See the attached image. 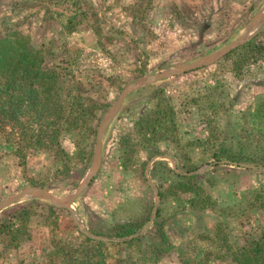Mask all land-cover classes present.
<instances>
[{
  "label": "rangeland",
  "instance_id": "rangeland-1",
  "mask_svg": "<svg viewBox=\"0 0 264 264\" xmlns=\"http://www.w3.org/2000/svg\"><path fill=\"white\" fill-rule=\"evenodd\" d=\"M51 1L0 0V33L17 25L22 32L31 34L36 46H46L51 63L66 67L92 88L99 103L109 105L101 114L100 121L130 82L144 75L184 66L225 46L243 32L264 6V0H166L165 9L161 0H63L55 4ZM43 6H48L49 10L44 11ZM69 17L77 28L65 35L60 24ZM263 29L264 23L252 31L251 36H256ZM259 38L264 41V33ZM221 59L158 80L125 97L102 134L98 171L72 205L82 228L87 230L77 208L85 217L90 214L92 222L101 212L108 215V221H126L147 214L150 219L156 198L150 182L157 187L155 180L158 178L160 182L162 179L168 181L170 173L166 165L158 162L174 169L172 163L163 157L169 156L175 161L170 152L174 150L179 161V166L175 161L177 172L188 166L197 167L193 173L198 175L201 184L208 187H212V180H216L220 187L235 185L237 190L244 187L236 208H225L229 213H237V217L227 218L225 223L234 242L246 235L260 238L264 229V166L234 169L243 174L242 186L240 180L232 178V175L226 176L223 170L226 166L213 163L215 161L210 153L220 142L236 147L248 137L253 138L251 146L260 147L262 144L264 135L254 117L253 102L255 97L264 94V61L256 60L252 66L244 64L237 76L230 60ZM152 85H160L165 94L170 95L180 116L177 118H183L178 121L179 144L158 142L153 148L157 147L162 153L156 155L152 154V150H138L132 163L123 168L119 159L118 138L132 131V122L144 112L143 102ZM195 94L199 96L195 101L197 105L191 99ZM208 127L213 133L206 129ZM75 136L73 132L61 138L62 146L70 154L75 151ZM190 140L193 142L190 143ZM83 142L94 152L95 139ZM14 149V142H8L5 135L0 134V200L28 186H36L27 183L26 179L34 174L26 171L23 165L17 162V168L13 169L14 161L8 154ZM44 156L42 153H29L27 163L34 162L38 166L36 162L44 161ZM91 163L92 158L44 189L58 199L68 196L88 173ZM154 164L156 172L151 170ZM7 173L15 174L13 177L16 179L19 176L18 181H5L3 174ZM224 177L227 180H221ZM32 198L37 200L41 210L46 209L48 201L32 196L21 198L5 208L13 211L28 206ZM186 198L158 199L156 213L159 208V217L167 223L166 228L173 242L180 246L189 244L190 254H193V248L199 246L211 250V257L223 254L216 242L198 237V232H206L203 231L202 221L211 224V220H218L219 215L195 219L190 211L184 213L189 210ZM69 214H65L62 222L52 231L42 224L43 215L33 216L29 223L32 239L17 251L0 252V264H17L20 257L28 264H46L43 254L51 248L53 235L67 243L77 242L79 236L73 228L76 223ZM4 236L0 233V245ZM107 254V264H115L116 258L128 254L129 258L138 260L133 247L108 245ZM203 255L199 253V256ZM51 260L61 264L59 259ZM175 260V257L165 256L160 264H175ZM130 262L138 264L137 261ZM122 264H129V260ZM210 264L234 263L222 256L211 260Z\"/></svg>",
  "mask_w": 264,
  "mask_h": 264
},
{
  "label": "trees",
  "instance_id": "trees-1",
  "mask_svg": "<svg viewBox=\"0 0 264 264\" xmlns=\"http://www.w3.org/2000/svg\"><path fill=\"white\" fill-rule=\"evenodd\" d=\"M57 1L63 0H52L51 4ZM43 7L44 11L49 10L48 6ZM60 25L65 35L73 33L77 28L70 17ZM262 33L264 29L222 57L221 60H230L232 70L237 76L244 64L249 63L252 66L256 60L264 61V41L259 38ZM48 53L46 46H36L31 34L22 32L17 25L7 27L0 33V134L5 135L8 142H14L13 154L16 155L18 163L23 165L26 171L34 174L26 179L27 183L42 188H48L54 180L66 177L76 167L92 158L93 149L87 148L83 140L90 138L91 142L94 141L101 114L109 106L105 102L99 103L92 88L66 67L51 63ZM151 87L152 90L143 102L145 110L132 122V131L125 132L118 138L119 159L123 168L132 163L138 150H152V154L156 155L162 153L157 147L153 148L158 142L179 144L181 135L178 134L180 127L178 121L183 118L182 116L177 118L180 116L172 103V98L165 94L160 85ZM198 98L199 96L195 94L191 99L195 102ZM194 104L197 105L196 102ZM253 105L254 117L260 123L264 135L263 93L255 97ZM206 129L211 130L210 127ZM73 132L76 135L75 151L70 154L62 146L61 138ZM192 142L193 140H190V143ZM252 142V137H248L236 147L226 146L220 142L212 150L210 157L215 163L230 160L254 165L257 169L264 166V140L260 147L251 146ZM170 152L179 166L174 150ZM29 153L45 155L42 170L28 166ZM158 163L165 164L170 173L168 181L162 179L160 182L159 178L155 180L159 198L162 200L171 197L178 200L180 197H187L186 204L189 210L184 209V213L190 211L197 220L209 218L211 214L219 215L218 220H211V224L202 221L203 231L206 232H198V237L216 242L217 247L224 251L223 254L211 257L212 251L202 249L200 246L197 249L193 248V254H190L189 244L184 246L175 244L167 231V223L159 217L158 208L152 225L146 231L123 242L104 241L88 236L72 223L79 240L71 244L53 235L51 248L43 254L46 264H56L51 259H59L61 264H107L108 245L133 247L138 255V260L129 258V254L126 257L119 256L115 259V264H122L128 260L129 264L133 263L130 260L137 261L138 264H160L165 256L175 257V264H210L211 260L222 256L234 264H264V229L260 238H250L246 235L237 242L230 238V230L225 222L227 218H233L235 215L237 217V213H229L225 208L231 206L236 208L241 198L236 203L223 207L210 194L209 185L201 184L198 175L193 173L197 167L188 166L177 172L164 162ZM220 164L230 169L244 168L228 163ZM154 166L155 164L151 166V170L158 171ZM224 178L222 180L226 179ZM216 182L212 180L210 186H214ZM30 201L31 204L28 206L24 205L13 211L8 208L0 211V233L5 235L1 239L0 252L17 251L32 239L29 223L33 216L43 215L41 222L50 231L62 222L61 218L65 214L70 216L69 211L64 208L46 203V209L41 210L35 198ZM77 209L89 233L108 239L132 235L149 220L147 214L126 221H108V215L101 212L93 219L95 222H92L90 214L85 217L82 210ZM93 223L96 226H93ZM201 252L203 256H199ZM17 264L28 263L20 257Z\"/></svg>",
  "mask_w": 264,
  "mask_h": 264
},
{
  "label": "water",
  "instance_id": "water-1",
  "mask_svg": "<svg viewBox=\"0 0 264 264\" xmlns=\"http://www.w3.org/2000/svg\"><path fill=\"white\" fill-rule=\"evenodd\" d=\"M263 23H264V6L248 22V24L244 28L243 32L236 39L230 41L225 46L215 50L214 52H212V53H210L208 55H205V56H203L201 58H198V59H196V60H194V61H192V62H190V63H188V64H186L184 66L175 67V68H172L170 70L162 71V72H159V73L144 75V76L134 80L133 82H130L128 85H126L121 90V92H120L117 100L115 101V103L110 107V109L105 113L103 119L100 121V123L98 125V128L96 130V134H95V145H94V152H93L91 166H90V168L88 170V173L85 175V177L79 183V185L68 196H66V197H64L62 199H58L55 196H53L51 193H49V191H47L46 189H44L42 187H39V186H28L26 188H23L19 192L15 193V194L7 197V198H4V199L0 200V210L5 208L6 206L11 205L12 203H14L17 200L26 197V196L42 198V199L48 201L51 205H53L55 207L65 208V209L69 210V212L73 216L74 221L77 224V226L86 235L92 236L94 238L102 239L104 241L111 240V239H108L106 237L94 236L91 233H89L87 230L82 228L80 226L79 221H78L77 215L75 214V212L73 210V206L72 205H73V202L75 201V199L80 195V193L84 190V188L91 182V180L93 179V177L95 176V174L98 171L99 164H100L102 134H103L105 128L108 126L109 122L112 120V118L115 116L117 111L120 109L125 97L130 92H132L134 90H138V89H140L142 87H145L148 84L154 83V82H156L158 80H161V79H164V78H168V77H172V76H175V75H179V74L185 73L186 71H190V70L196 69L198 67H201V66H204V65H208V64H211V63L215 62L219 58H221L224 55H226L230 50H232V49L238 47L239 45L244 44L245 42L250 40L251 37H252L251 36L252 31H255L256 29L260 28ZM163 157L168 159L172 163V166L175 169V171H177L174 159H172L169 156H163ZM213 163H215V162H213ZM220 163H228L230 165H239L241 167L251 168V169L256 168V166H254V165L245 164V163H237V162L230 161V160H221ZM150 183H151V185L153 186V188H154V190L156 192L155 206H154V209H153V212H152V215H151L150 219L137 232H135L132 235H129L127 237L114 239V241L119 242V241L129 240L132 237H135V236L143 233L147 229L149 224L155 218L156 207H157L159 196H158L157 187L152 182H150Z\"/></svg>",
  "mask_w": 264,
  "mask_h": 264
},
{
  "label": "crops",
  "instance_id": "crops-1",
  "mask_svg": "<svg viewBox=\"0 0 264 264\" xmlns=\"http://www.w3.org/2000/svg\"><path fill=\"white\" fill-rule=\"evenodd\" d=\"M161 1H164L162 6L165 9L166 8L165 6H166V4H168V2H166V0H161ZM8 156H9V158H11L12 161H14L13 162V164H14L13 165V169H14L17 166L18 160H17L16 155L13 154V150L11 152H9ZM44 161H45V158H44ZM44 161L36 162V164L38 166H35L34 162L31 163V164L28 162V166H33L37 170H42L43 166H44ZM2 169H4V168H2ZM234 169H239V168H232V169L223 168V170L225 172H227V171L229 172L230 171L229 173L226 174L227 177L232 175V178H235L237 181L240 180L239 182L243 186V184H244L243 174H240L239 170H234ZM0 174H2L1 171H0ZM3 175H4V177H6L5 181H8V182H12V180L18 181V177L19 176L17 177V179L13 177L15 174L10 175V173H7V174H3ZM221 180H222V178H221ZM234 186L235 185H233V186L232 185H224V187H220V185L217 183L214 186L209 187V192L212 195V197L217 201V203L224 207L226 205H232V204L236 203L241 198L242 191H243L244 187H242L241 189L237 190L236 187H234ZM235 217H236V215H235ZM231 263H233V262H231Z\"/></svg>",
  "mask_w": 264,
  "mask_h": 264
}]
</instances>
